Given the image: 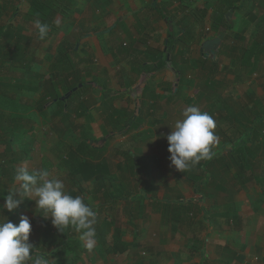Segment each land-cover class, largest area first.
I'll return each mask as SVG.
<instances>
[{
	"label": "rangeland",
	"instance_id": "obj_1",
	"mask_svg": "<svg viewBox=\"0 0 264 264\" xmlns=\"http://www.w3.org/2000/svg\"><path fill=\"white\" fill-rule=\"evenodd\" d=\"M29 1L0 0L2 8L0 23L18 28L15 34H24L31 40V43L24 42L27 51L23 57V64L30 65V68L34 70L33 76L29 69L22 73L23 69L14 62V57L12 55L9 58L6 57L11 52L8 47L12 44V38L0 39V46L4 51L0 61V204L4 202L3 196L7 195L16 183L14 177L17 169L26 166L29 170L47 169L52 177L59 178L65 183L68 192L76 188V195L82 196L84 202L89 204L97 214L94 247L91 250L86 248L80 232L70 226L64 232L65 238H71L68 241L69 247L59 245L50 248L58 254L57 259L52 258L53 261H57L58 264H213L211 262L217 264L216 256L208 251V248L215 243L213 237L218 236L220 248L223 247L222 252H225V254H221L222 252L218 254L221 258L218 264H225L222 261L229 260V257L245 247L247 241L244 239L249 238L248 228L252 223L260 224L257 237L253 238L264 243V221L257 222L262 212L261 199L264 197V193L258 190L259 188L264 190V50L261 51L260 57L255 59V62L251 61L249 65L245 64L241 57L243 48H248L253 43L264 42V0L236 3L241 5V10L235 7L228 11L230 14L228 20L232 24L229 29L215 27L213 21L215 13L211 15L215 0H167L168 2L165 1L161 7L164 12H172V14L174 12L172 21L178 25V29L185 28L189 32L182 35V39L179 40L183 43L177 42L179 47H182L181 50L179 49L180 56L186 55V57H183L175 75L180 73L183 77L189 75L190 79L185 83L187 87H193L186 90L191 95L182 96L183 104L195 105L214 118L217 125L214 131L218 137V143L213 151L215 156L228 158L225 160L226 163L232 165L229 178L226 176L220 179L216 176L211 185L202 188L200 193H196L194 199L196 203L186 205L187 216L185 217L188 218L180 220L173 211L171 213L172 221H174L172 228L175 227V229L165 226L162 227V231L152 230V227L148 225L136 226L129 222V219L139 217L137 220L143 219L145 223L151 216L143 208V201L135 202L134 198L129 197L131 186L127 184H130V181L122 177L121 172L115 174L111 171L104 188L107 193H104L93 180L80 179L73 173L72 162L77 160L76 158L81 161L87 160V166L100 162H94L96 160H102L103 163L107 161V158L119 161L120 157L115 155L114 147L110 148L102 141V138L107 136L115 137L113 135L115 128L112 127V131L109 132L98 129L103 135L100 138H94V136L92 138L87 128V135L90 138L86 140L83 138L81 142L86 128L74 129V124L84 120L89 123L96 118L102 119L103 115H106L104 111L106 106L103 105V100H99V89L93 86L96 68L91 65L89 71L86 67L89 72L86 77L93 79L90 86L84 82L87 85L84 84L85 86L80 88L81 84L78 83L73 87L75 91L66 93V86L54 83V80H61L62 76L73 69L75 64L74 62L67 65L59 64L57 54L63 52V50L60 51L59 36H54L48 43L36 40L34 19H31L26 12L29 9ZM67 1L63 3V8L65 11H70L69 8H72L76 0ZM191 10L205 14L204 20L195 24ZM66 18L57 14L54 20L56 24L63 27V22L60 23V20L67 22ZM198 26L199 30L196 33ZM222 33L224 36L215 54H204L201 50L202 43L219 37ZM225 33H228L226 37ZM167 34L170 44L172 39L169 37V32ZM179 34L180 31L172 36L174 38ZM236 36H240L243 40L236 39ZM110 40L112 51L119 50L120 53L124 51L113 33L110 35ZM169 44L167 41L164 48V50L168 48V54L171 50ZM67 57L69 60L70 53ZM173 57H169L170 63L174 61ZM212 59L216 60V65L211 62ZM175 65L177 69V64ZM107 80L109 84L113 83L110 81V76ZM151 82V85L155 83ZM133 83L135 82L128 83L127 90L130 88L129 93L136 95L134 92L137 86L130 87ZM178 84L181 88L184 85L176 81L169 86V90L172 91ZM105 89L103 92L109 93L107 96L111 103L122 101L114 90ZM179 91L182 93V90ZM52 92L53 95L47 99V94ZM84 93L86 96H83ZM82 96L86 98V101ZM55 97L58 98L55 99ZM40 103L43 106L40 107ZM123 103H133V99H125ZM91 105H96V112L85 114V110ZM99 109L102 112H99ZM64 113L68 116L64 117ZM181 114L175 115V118L179 116L178 119H181ZM8 115H12L14 122L22 126L27 127L32 124V131L29 133H21L17 129L13 131ZM133 115L135 113L124 114L127 116L128 123H131ZM113 116L114 114H108L109 118ZM259 119L262 120L261 123H258ZM116 120L112 122L114 126ZM107 133L110 134L107 135ZM120 134L118 132L116 136ZM243 138L252 140L253 145L246 146L248 157L237 147ZM10 139H12L10 143L13 141L12 148L17 153L26 147L29 148V155L25 161L13 160L14 156L6 150L5 142ZM257 141L260 142L259 145L256 144ZM108 147L110 151L106 154ZM70 155H74L75 159H71ZM246 161L249 162L250 169L241 170V166H244ZM218 184H221V188L217 187ZM126 189L129 193L125 191ZM131 189L135 190V188ZM104 199L107 202L111 200L105 206L106 209L104 206H99L100 203H104ZM118 201L120 203H117ZM154 203L153 206H155ZM116 204L123 206L122 215L119 210L115 211ZM165 206L166 204L164 209ZM245 208L250 214L248 221L241 220L238 225L230 221L235 218L234 215L237 216V210L245 212ZM22 214L29 217L32 225L29 242L34 243L45 238L49 227L51 233L58 232L50 219L41 216L44 213L35 208L34 201L25 198L20 206L11 212L0 210V215L7 217L14 224L19 223ZM230 230L236 233L230 234ZM114 232L131 243L125 251L119 252L113 247ZM64 233H57L60 239L63 238L61 235ZM227 238L231 239L232 245L226 242ZM158 240L161 243H158ZM75 249L79 250L81 257L72 263L70 260ZM227 249H229L228 254H226ZM207 253H210L208 259L205 257ZM244 259L249 264L248 260L251 258L246 256ZM255 261V264H261L258 257ZM262 261L264 262V259ZM235 262H238L236 258Z\"/></svg>",
	"mask_w": 264,
	"mask_h": 264
},
{
	"label": "crops",
	"instance_id": "obj_2",
	"mask_svg": "<svg viewBox=\"0 0 264 264\" xmlns=\"http://www.w3.org/2000/svg\"><path fill=\"white\" fill-rule=\"evenodd\" d=\"M55 1L64 3L66 0ZM155 1L158 2V5ZM165 1L168 2L167 0H76L72 8H69L72 16L66 18L67 22L60 20V23L63 22V27L61 26L59 35L61 45L65 41L69 44L67 45L68 53H70L69 63L74 62L73 70L79 72L78 83L86 82L90 86L93 79L86 77L89 74L86 67L89 71L91 65L96 68V73H94L96 75L93 77L95 78V84L93 83V86L99 89V100H103V105L106 106L104 110L106 115H103L102 119L96 118L89 123L84 120L79 124H74L73 127L74 129L86 128V132L82 134L81 142L90 138L87 135L88 130L91 132L89 133L92 138L93 136L94 138H100L103 135L98 129H103L102 132H109L112 131V127L115 128L113 129L115 137L107 136V138H102V141L110 148L114 147L115 155L120 158L119 161L107 158V161H103V164L106 165L110 173H112L111 171H114L115 174L121 172L122 177L130 181V184L127 185L135 188V190L130 188L129 197L134 198L135 202L143 201V208L151 216L150 220L145 223L143 219L137 220L139 217L131 216L134 219H129V222L134 223L136 226L142 225L144 227L148 225L156 231H162V227L165 226H169L172 230L175 229V227L172 228L174 221H172L171 213L173 211L180 220L181 218L183 220L188 218L185 217L187 216L186 205L196 203L197 201L194 200L196 193H200L199 191L202 188L211 185L213 182V179L208 180L206 178L207 171H214L215 173L222 169L220 172L229 178L232 169V165L227 163L230 170H224L225 160L228 158L218 155L211 159V167L204 169L198 168L196 165L182 173L175 170L174 166H170L168 159L170 153L167 151L168 144L165 136L171 131L170 126L179 118V116L175 118V115L182 113L184 108L187 107L183 104L182 96L188 97L191 95L186 90L193 87L186 86L187 83L185 82L190 79L189 75L185 77L181 73L175 75L179 65L186 57V55L180 56L179 49L181 50L182 47L180 48L178 44L183 43V41L179 40L182 39V35L189 32L185 28L178 29V25L173 23L174 12L172 14V12L163 11L161 7ZM67 2H71V0ZM192 20L196 24L197 21L194 18ZM198 30L199 26L196 33ZM179 31L180 34L173 38L172 35L178 34ZM168 32L169 37L172 39L170 44L167 39ZM112 33L118 43L121 44V47L124 48L122 53L119 50L112 51V44H110ZM167 41L171 49L169 54L168 48L167 51L164 50ZM178 41L179 43H177ZM170 56H174L172 63H170ZM175 64H177V69ZM108 76H110V81H113V83L109 84ZM141 78H145L148 89L144 90L139 86ZM69 80V82H73L72 78ZM130 81L135 82L130 85L131 88L137 86V90L134 92L136 95L129 93L130 88L127 90ZM151 81L155 83L151 85ZM176 81L185 84L182 88L178 84L170 91L169 86ZM54 83H58V81L54 80ZM52 86L49 87L52 88ZM105 88L114 90L117 97L121 98L122 101L111 103L109 96H107L109 93L103 92ZM179 90H182V93ZM51 95H53V92L48 93L46 98H50ZM83 96H86L85 93ZM186 97L185 101L187 100ZM83 98L86 101V98ZM130 98L133 99V103H123L125 99ZM190 105L192 104L188 106ZM96 109V105H91L85 110V114H94ZM99 112H102V110L99 109ZM109 113L114 114V116L109 118ZM126 113H135L131 118V123L127 122V116H124ZM114 120H116L115 126L112 123ZM121 130L123 131L121 132ZM118 132L121 134L116 136ZM109 134L107 133V135ZM259 143L257 141L256 144L259 145ZM109 147L106 154L110 151ZM97 161L101 162L102 160L94 162ZM203 162L200 163L205 164L206 167L207 161L206 163ZM217 187L221 188V184H218ZM128 189L125 190L127 193H129ZM258 190L260 193H264L262 188ZM109 202L111 200L107 202L104 199V203H100L99 206H104V209H106L105 206ZM153 203L155 206H153ZM261 203L263 204L262 212L259 214L257 222L264 221V197L261 199ZM164 204H166L165 209ZM116 205L115 211L119 210L122 215L123 206L121 204ZM171 205H174L173 208ZM244 211L237 210V216L234 215V217L238 219L234 218L230 221L236 225L241 220L246 222L250 214L246 208ZM125 222H127V219H125ZM176 224L179 225L177 222ZM259 225L250 224L248 228L249 241L244 239V241H247L245 247H242L240 252L229 257V260L222 261V263L247 264L244 257L248 256L251 258V260H248L249 264H255L257 257L260 263L264 264L262 261L264 259V243L253 238L257 237ZM231 233L236 232L230 230ZM121 239L129 245L131 244L128 239L125 240L122 237ZM213 239L215 243L208 248V251L216 256L215 261L218 264L221 259L218 254L222 252L223 247L220 248L218 236H214ZM226 242L232 245L230 238H227ZM158 243H161V241L158 240ZM79 253L78 258L81 257ZM228 253L229 249H227L226 254ZM221 254H225V252ZM188 255L190 256L189 253ZM209 255L210 253L205 254L206 259ZM235 258L238 260L237 263ZM211 263L214 264V262Z\"/></svg>",
	"mask_w": 264,
	"mask_h": 264
},
{
	"label": "clouds",
	"instance_id": "obj_3",
	"mask_svg": "<svg viewBox=\"0 0 264 264\" xmlns=\"http://www.w3.org/2000/svg\"><path fill=\"white\" fill-rule=\"evenodd\" d=\"M34 27L39 39L43 40L49 25L40 19H34ZM182 118L170 126L171 131L165 136L170 166L185 172L201 161H209L215 156L214 146L218 143L215 134L216 122L206 111L195 105L184 108ZM15 184L3 196L0 210L8 212L18 208L23 200L35 202L45 219L60 233L70 226L80 232L81 239L89 250L94 247L97 214L84 202L80 195L73 196L66 191L65 183L52 177L45 168L29 170L21 166L15 174ZM32 225L27 215H21L18 224L0 215V264H51L48 254H33L34 245L29 242Z\"/></svg>",
	"mask_w": 264,
	"mask_h": 264
},
{
	"label": "trees",
	"instance_id": "obj_4",
	"mask_svg": "<svg viewBox=\"0 0 264 264\" xmlns=\"http://www.w3.org/2000/svg\"><path fill=\"white\" fill-rule=\"evenodd\" d=\"M252 2L254 0H215V7L211 13V15H213L214 13V23H215V27L216 28H220V27H224L225 29H229L232 24L231 22H229L228 18L226 17L228 11L231 8H235L238 7L239 9L241 8V5H236V3L238 2ZM263 1V0H259ZM156 5H158V2L155 1ZM29 9L27 11V15L31 18V19H40L42 23H47L49 25V32L47 34V36L41 40L38 37V33L36 30V40L39 42H49L54 36H59L60 35V29H61V25L59 26L58 24L55 23V16L57 14H61L67 18H70L72 16V12L69 11H65L63 8V2H58L55 0H30L29 1ZM241 10V9H240ZM5 11V10H4ZM1 12H2V8L0 7V16H1ZM196 12V14H195ZM191 15L193 14V18L198 22H202L204 20V15L202 12H197V10H191ZM198 16V17H197ZM18 30V28L13 27L12 25H5L0 23V39L2 37H7V38H12V44L8 47L11 52L6 55L7 58H9L10 55H12L14 57V62L18 65L21 66V68L23 69L22 73H25V71H27L29 69L31 75H34V70H32L30 68V65L28 64H23V57L24 54L27 51V46L24 45L25 43H27L29 41V43H31L30 38L27 36H24V34H15V32ZM228 35V33H225V37ZM225 39V38H224ZM236 39L242 41L243 38H241L240 36H236ZM25 42V43H24ZM68 42H63V44L60 46V51L63 52L60 54H57V60L59 62V64H63V65H67L69 63L68 57L69 56V50H68ZM3 48L0 46V61L3 55ZM264 50V42L261 43H253L250 47L248 48H243L242 49V53H241V57H242V61L249 65L252 62H255V59H258L260 57V53L261 51ZM166 60V58H165ZM254 60V61H253ZM214 65L217 64L216 60L212 59L211 61ZM254 66V65H252ZM80 77L79 72H77V70H69L68 72H66L64 74V76H62L61 80L58 81V84L62 85V86H66V93L69 91H75L73 89V87L77 86L76 83H78V78ZM70 78L73 79V82H69ZM81 87L84 86V83H82L80 85ZM139 86L142 87V89H148L147 83L145 78H141L139 81ZM72 94V93H71ZM58 97H55V99ZM1 99V97H0ZM9 102V101H7ZM10 103V102H9ZM39 106H43L41 105V103L39 104ZM65 107L67 105H64ZM40 109V108H39ZM64 117H67L68 114L64 113L63 114ZM8 120L9 122L12 124L11 129L14 131L17 129V131L21 132V133H29L32 131L33 129V125L30 124L27 127L22 126L20 123L14 122V117L12 115H8ZM262 120L259 119L258 123H260ZM252 130V128H251ZM12 139L6 141V150L9 151L12 156H14L15 161L18 162H23L28 158V153H29V148H24L21 152L17 153L13 150L12 145H13V141L10 143ZM248 141V139H242L241 142L238 143L237 147L239 148V150H242L245 154V156L248 155L247 152V147L252 146V140L250 141V143ZM247 154V155H246ZM71 159H75L74 155H70ZM77 160H74L73 163V173L76 174L77 177H79L80 179L83 180H93L94 182H96L98 184V187L102 188L104 193H107L106 190L104 188H106V184H107V180L109 179V175H110V171L108 170V168L106 167L105 164L101 163V162H97L95 164H91L89 166H87V160L83 159L82 161L79 160L78 158H76ZM247 160V159H246ZM221 161V160H220ZM211 160L207 161L206 163V167L205 164L199 163L197 164L198 168H208L211 167L210 166ZM246 168L250 169V165L249 162L246 161L244 166H241V170H245ZM224 170H230V166L225 162V167L223 168ZM240 170V171H241ZM207 179L208 180H212L214 179L216 176L220 179H223L224 175L223 173H221L219 170L217 172L214 173V171H207ZM76 189V188H75ZM70 189L69 194L71 195H76L77 194V189ZM17 216V215H16ZM70 228V227H69ZM68 228V229H69ZM57 230V229H56ZM67 231V229H66ZM58 233V232H57ZM57 233H51L50 232V227L48 228V231L46 233L45 238H41L38 241L32 243L34 245L33 248V254H48L51 257V263L52 264H58L57 261H53L52 258L57 259L58 258V254L57 251H51L50 248L52 247H58L59 245L62 246H68V241L71 239L65 238L64 234L60 236ZM112 241H113V247L116 248V251L119 252H123L125 251L129 244L124 242L120 236H118V233L114 232L112 234ZM68 239V240H67ZM31 243V242H30ZM78 249L74 250V254L72 255V258L70 260V262H75L78 259Z\"/></svg>",
	"mask_w": 264,
	"mask_h": 264
},
{
	"label": "water",
	"instance_id": "obj_5",
	"mask_svg": "<svg viewBox=\"0 0 264 264\" xmlns=\"http://www.w3.org/2000/svg\"><path fill=\"white\" fill-rule=\"evenodd\" d=\"M230 14L228 13L226 17L228 18ZM224 33L220 34L219 37L205 40L201 45V50L204 54L213 55L216 52L217 47L219 46L221 39L223 38Z\"/></svg>",
	"mask_w": 264,
	"mask_h": 264
}]
</instances>
